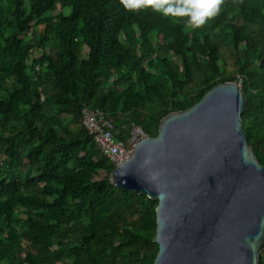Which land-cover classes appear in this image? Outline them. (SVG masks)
Returning a JSON list of instances; mask_svg holds the SVG:
<instances>
[{"label": "trees", "instance_id": "trees-1", "mask_svg": "<svg viewBox=\"0 0 264 264\" xmlns=\"http://www.w3.org/2000/svg\"><path fill=\"white\" fill-rule=\"evenodd\" d=\"M226 82L264 165V0L200 28L121 0H0V264H154L158 202L112 183L82 112L128 143Z\"/></svg>", "mask_w": 264, "mask_h": 264}, {"label": "water", "instance_id": "water-1", "mask_svg": "<svg viewBox=\"0 0 264 264\" xmlns=\"http://www.w3.org/2000/svg\"><path fill=\"white\" fill-rule=\"evenodd\" d=\"M241 83H221L164 117L111 174L157 201L154 264H260L264 165L244 131Z\"/></svg>", "mask_w": 264, "mask_h": 264}, {"label": "clouds", "instance_id": "clouds-1", "mask_svg": "<svg viewBox=\"0 0 264 264\" xmlns=\"http://www.w3.org/2000/svg\"><path fill=\"white\" fill-rule=\"evenodd\" d=\"M129 11L151 8L165 17L186 19L187 26L200 28L222 11L224 0H121Z\"/></svg>", "mask_w": 264, "mask_h": 264}, {"label": "built area", "instance_id": "built-area-1", "mask_svg": "<svg viewBox=\"0 0 264 264\" xmlns=\"http://www.w3.org/2000/svg\"><path fill=\"white\" fill-rule=\"evenodd\" d=\"M82 114L84 127L94 137L101 153L116 167L129 159L139 142L149 137L140 127H135L133 137L128 143L116 141L114 125L102 111L85 107Z\"/></svg>", "mask_w": 264, "mask_h": 264}]
</instances>
